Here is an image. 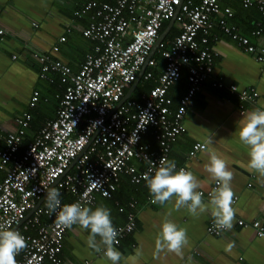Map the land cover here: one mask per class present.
<instances>
[{"label":"built area","instance_id":"2783aa9c","mask_svg":"<svg viewBox=\"0 0 264 264\" xmlns=\"http://www.w3.org/2000/svg\"><path fill=\"white\" fill-rule=\"evenodd\" d=\"M111 1L82 0L80 9L73 14L77 18L88 15L81 34L93 43L92 51L84 56L77 71H71L59 60L34 55L41 65L39 78H46V72L58 76L62 93L54 118L44 121L21 151L31 121L29 112L15 119L14 131L2 139L0 229L18 231L28 245L17 255V264H64L58 255L67 229L57 225L56 213L49 214L46 207V195L52 188L72 198L61 202V207L73 203L90 207L96 196L109 199L121 176L127 177L129 184L138 185L146 182L145 173L154 175L160 159H167L170 146L184 132L182 119L192 107L194 94L212 73L215 53L210 36L214 26L252 55L254 61L264 64V44L252 45L248 36L241 35L228 22L233 12L228 7L220 8L221 0ZM240 4L243 9L254 8L264 25V0H241ZM170 20L173 27L176 24L175 34L167 46L160 41L154 51L158 52L160 63L150 52L163 23ZM259 27L251 30L249 36L264 41ZM2 35L0 29V42ZM64 40L63 36L58 39ZM51 52H57L56 46ZM182 70L185 91L170 111L167 90ZM138 76V81L152 80L155 84L147 92L135 98H130V94L123 100ZM212 86L224 87L219 81ZM227 88L240 103L251 102L257 96L253 91H238L234 85ZM38 97L37 91L31 92L29 110L35 107ZM238 108L241 111V104ZM143 112L152 117L149 123L143 122ZM145 135L151 137L154 148L142 141ZM197 144L192 145L189 157L199 152ZM180 168L184 167L177 166V170ZM93 180L96 187H92ZM216 188L215 181L210 189L201 191L203 199L209 200ZM151 199L152 196L147 197L145 204L152 205ZM137 206L134 199H129L125 207H118V212L124 214V223L115 227L120 232L118 250L120 241L135 226ZM234 225L251 230L264 243V217L244 221L235 216ZM225 231L215 229L214 218L205 225L209 237H219Z\"/></svg>","mask_w":264,"mask_h":264},{"label":"crops","instance_id":"0c3cea01","mask_svg":"<svg viewBox=\"0 0 264 264\" xmlns=\"http://www.w3.org/2000/svg\"><path fill=\"white\" fill-rule=\"evenodd\" d=\"M240 1L221 0L219 6L232 10L233 18L228 22L236 26L241 35L248 36L252 45H263L261 38L249 36L250 31L259 25L261 36H264L259 15L253 9H241ZM81 4L82 0H0V29L3 31L0 42V149L2 139L14 131L15 119L22 113L31 114L24 137L28 142L40 124L55 115L60 94L58 76L46 72V78H39L41 65L34 55L59 60L75 72L84 56L92 51L93 43L81 34V29L87 26L88 15L80 18L73 15ZM62 36L64 42L58 41ZM210 37L215 53L212 73L194 94L192 107L182 119L184 132L171 146L168 160H174L177 166L196 176L200 181L198 191L210 189L215 180L205 169L208 155L199 151L193 157L188 156L194 143H203L210 137L213 140L211 147L227 160L234 173L231 185L235 193L233 207L236 217L244 221L260 220L264 217V183L260 182L264 178L247 168L249 149L239 141L238 130L249 112L264 108V64L254 61L252 55L243 52L216 26ZM53 46L57 48L56 53L51 52ZM13 55L15 59H11ZM217 81L224 87H213L212 83ZM231 85L238 91H253L257 96L251 102L240 103L236 94L228 90ZM184 90L183 82L169 88L172 105H177ZM32 91H37L39 97L35 107L29 110L27 101ZM3 176L4 172L0 170V181ZM144 191L133 189L122 194L127 199L124 206L129 199H134L138 206L134 210V231L119 250L124 257L120 264H132L126 258L134 256L137 249L142 251L137 264H187L189 256L195 264H264V243L256 239L251 230L234 225L232 230H226L219 237H209L205 234V225L213 218L210 210L199 217H193L183 208L176 211L175 196L163 206L146 205L145 199L151 195ZM209 200L203 199L204 203ZM94 201L89 208L95 210L104 206L110 209L114 227L124 223V215L117 210L119 200L97 197ZM165 217L187 229L190 243L184 249V260L168 252L154 256L155 242ZM88 235L89 231L78 225L66 230L61 250L64 264H111L106 257L88 247ZM229 242H235L231 252L225 251Z\"/></svg>","mask_w":264,"mask_h":264},{"label":"clouds","instance_id":"9594fccd","mask_svg":"<svg viewBox=\"0 0 264 264\" xmlns=\"http://www.w3.org/2000/svg\"><path fill=\"white\" fill-rule=\"evenodd\" d=\"M141 115L144 123H149L152 119L147 112H143ZM238 138L249 149L247 168L259 173V176L264 178V110L257 109L247 114L246 118L240 122ZM212 144L213 140L209 137L203 143L195 146L196 150L208 155L209 162L205 165V169L217 183V188L210 194L208 203H204L203 193L197 190L200 187V181L185 168L177 170L174 160L162 157L154 175L150 176L145 173L143 179L152 196V204L163 206L175 196L174 209L176 211L183 208L193 217H199L210 210L211 216L214 218L215 229L230 231L234 227L236 216V210L233 207L235 193L231 185L234 173L230 170L227 160L217 155L211 147ZM151 171L150 168L149 172ZM260 182L264 183V180ZM92 187H96L95 180L92 182ZM60 196L61 193L55 188L49 190L46 195L48 213H56L57 225L65 229H72L74 225H78L80 228L88 230V247L96 253H102L111 264H120L124 259L120 249L118 250L116 247L119 244L117 237L120 232L112 223L111 210L104 206L93 210L80 203L61 207ZM58 209L59 211H57ZM134 228L127 237L131 236ZM189 243L187 229L179 227L165 217L155 242L154 256L158 257L160 253L168 252L174 253L184 260V249L189 246ZM27 246L25 237L18 231L0 229V264H17V255ZM234 247L235 242H229L225 251L231 252ZM140 256H142V251L137 249L134 256L126 259L132 261V264H137ZM187 264H195L191 256L187 258Z\"/></svg>","mask_w":264,"mask_h":264},{"label":"trees","instance_id":"16d2710c","mask_svg":"<svg viewBox=\"0 0 264 264\" xmlns=\"http://www.w3.org/2000/svg\"><path fill=\"white\" fill-rule=\"evenodd\" d=\"M99 1H101V2H108V3H111L112 1L111 0H106V1H104V0H99ZM194 3H197L198 2V0H192ZM241 2V1H240ZM240 8L241 9H243L242 7H241V4H240ZM249 9H253V10H255L254 8H249ZM243 10H248V9H243ZM256 11V10H255ZM256 13H257V11H256ZM258 14V13H257ZM167 23H168V21L167 22H164L163 23V25H162V27L160 28V33L164 30V28L166 27V25H167ZM173 25V24H172ZM86 27V26H85ZM84 27V28H85ZM175 31H176V29L173 27V26H171V28L168 30V32L166 33V35L164 36V38H163V40H162V42L164 43V45L165 46H167V43L170 41V39L172 38V36L175 34ZM153 58L156 60V61H158V62H162L161 61V58L159 57V54H158V52L156 51L154 54H153ZM152 72H153V74H155L154 72V70H152ZM154 76V75H153ZM180 82H183V83H185V71L184 70H182L181 71V73H180V77H179V79L173 84V85H175V84H177V83H180ZM155 83L152 81V80H147V81H144V80H142V79H140L139 81H138V83L136 84V86H135V88H134V90H133V92H132V94L130 95V98H135L136 96H137V94H140V93H142V92H147L153 85H154ZM172 85V86H173ZM171 86V87H172ZM185 87H186V85H185ZM170 88V87H169ZM169 90V89H168ZM168 90H167V96L170 98L171 96L168 94ZM185 91V90H184ZM59 92H60V94H59V97H58V101H59V98H60V95H61V93H62V89H61V86H60V89H59ZM184 93V92H183ZM183 95V94H182ZM181 95V96H182ZM171 100V99H170ZM192 100H193V98H192ZM58 101H57V104H58ZM38 102V101H37ZM36 102V103H37ZM177 104H178V102H177ZM36 105V104H35ZM176 106L177 105H172V102H171V104H170V106L168 107V109L170 110V111H173V109H175L176 108ZM33 109V108H32ZM31 109V110H32ZM56 109H57V106H56ZM55 112H56V110H55ZM55 116V115H54ZM54 118V117H53ZM51 120V119H50ZM46 121V120H45ZM44 122V121H43ZM42 122V123H43ZM41 123V124H42ZM41 124H40V126H41ZM38 131V130H37ZM183 134V133H182ZM143 138V137H142ZM142 141L143 142H146V143H149L150 145H151V147L152 148H154L155 147V143L153 142V140L151 139V137L149 136V135H145L144 136V138L142 139ZM26 142H28V140H26V139H24V141L22 142V145H21V147H20V151L22 150V148L24 147V145L26 144ZM170 149H171V146H170ZM170 149H169V152H168V156H169V153H170ZM168 156H167V159H168ZM133 189H137V190H143L144 191V189L145 190H147V191H149V189H148V187H147V184H146V182H142L141 184H138V185H131V184H129V182H128V178L127 177H125V176H121L120 177V181H119V183H118V185H117V187H116V190L111 194V197L109 198V199H107V198H102V197H100V196H96V198L98 197V198H102V199H105V200H119L118 202H119V205L117 206V208L118 207H124V204H125V202H126V197H124V196H126V195H122V194H126V192H128V190H133ZM145 192V191H144ZM126 199V200H125ZM60 200H61V202H63V203H65V202H67V201H70V200H72V198L71 197H69V195H67V194H65V193H61V196H60ZM125 200V201H124ZM124 201V202H123ZM95 202V201H94ZM94 205V204H93ZM88 207V206H87ZM129 237H126L125 239H122L121 241H120V249H121V247H122V244H123V242L126 240V239H128ZM61 250H62V248H61ZM58 259H59V262L60 263H63V261H62V257H61V252L59 253V255H58Z\"/></svg>","mask_w":264,"mask_h":264},{"label":"water","instance_id":"95a60500","mask_svg":"<svg viewBox=\"0 0 264 264\" xmlns=\"http://www.w3.org/2000/svg\"><path fill=\"white\" fill-rule=\"evenodd\" d=\"M172 24H173V20L168 21L166 27H165L164 30L160 33L158 39H157V40L155 41V43L153 44L152 49H151V52H150V55H152V54L154 53L157 44H158L160 41L163 40L164 36H165L166 33L168 32V30H169V28L172 26ZM138 79H139V76L137 77L136 81L133 82V83L131 84L130 88L126 91L123 100L127 99V98L129 97V95L131 94V92L134 90V88H135V86H136V84H137V82H138ZM123 100H122V101H123Z\"/></svg>","mask_w":264,"mask_h":264},{"label":"rangeland","instance_id":"374dc122","mask_svg":"<svg viewBox=\"0 0 264 264\" xmlns=\"http://www.w3.org/2000/svg\"><path fill=\"white\" fill-rule=\"evenodd\" d=\"M176 27V24H174V28Z\"/></svg>","mask_w":264,"mask_h":264}]
</instances>
